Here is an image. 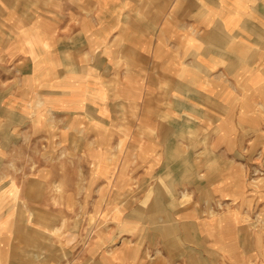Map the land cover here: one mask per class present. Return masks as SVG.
Masks as SVG:
<instances>
[{"label": "rangeland", "instance_id": "rangeland-1", "mask_svg": "<svg viewBox=\"0 0 264 264\" xmlns=\"http://www.w3.org/2000/svg\"><path fill=\"white\" fill-rule=\"evenodd\" d=\"M103 1L0 0V191L6 207L26 210L11 264H264V34L243 44L239 32L221 39L205 11L113 0L111 34L77 36ZM222 56L225 69L195 62ZM178 59L179 75L166 68ZM117 61L113 85H129L128 61L142 90L109 101L90 85ZM170 117L176 144L161 149Z\"/></svg>", "mask_w": 264, "mask_h": 264}, {"label": "crops", "instance_id": "crops-1", "mask_svg": "<svg viewBox=\"0 0 264 264\" xmlns=\"http://www.w3.org/2000/svg\"><path fill=\"white\" fill-rule=\"evenodd\" d=\"M111 1H113V0H109V1L105 0V1H103V3H100V10H102V6L104 9V5L108 4L110 6L109 7L110 11L108 12V16L110 17V24H108V29L106 28V25H105L106 22L105 21L102 22L99 20L100 18H102V16H101L102 14H100V10H99V12L96 13V15L93 14L92 19L87 20V23L84 20V22L82 23V27L79 28V29H81V31L77 32V36H78V34H80L82 37H84L85 31L92 33V32H97V31H99V32L105 31L106 32L108 30L107 33L111 34V29H113L115 27V25H113L114 20L112 19V13H110L114 9V6L111 8V6L113 5V3ZM125 1L126 0H124V2ZM98 3H99V0H98ZM151 4L158 7L159 12H161L163 10V8L165 9L166 6H173V7L176 6L177 7V6H180L181 4L185 5V7L188 8V12H189L188 14H190V15H196L197 13H202L205 11V15L207 16L206 22L216 23V25L219 26L220 31H221V39H228L230 37H233V35H230L232 32L233 33L239 32L236 36L240 35V37L244 41L243 44H245L244 39H248L249 36L252 35L255 38L254 42H252V43L253 44L255 43L256 45H260L258 40H260V38L262 37V34H264V0H151ZM114 10H116V9H114ZM168 13L172 14L170 12H168ZM176 14L180 15V11H176ZM96 19H98V20H96ZM91 20H92V22H91ZM242 27H243L242 33H240ZM54 30H56V29H54ZM197 30H198V26L195 27L193 33L196 34ZM204 31H207V29ZM244 31H247L248 33L244 32ZM212 33L214 35H217L216 32H214V31H212ZM86 35H89V34L87 33ZM47 36L52 37V36H56V35L53 33H49ZM154 36H155V38L160 39V36L158 37L157 34H155ZM186 36H188V35H186ZM42 40H43V45H45L46 47L51 46V45L49 46V44L45 43L44 39H42ZM134 40L135 39H133V41ZM53 44H54V42H52V47H50L48 49L46 48L47 51H45V52L48 55H46L45 57H49V55H51V57H52L53 53L55 51H57L56 47ZM156 45L159 46V42ZM90 47H91L90 51H92L96 55H98L97 52L100 51L101 47L100 46H94V45L90 46ZM134 49H135V47L126 46L125 48L122 49V51L124 53H126L127 55H129ZM137 49H138V52L142 55L143 53H145L143 50L146 49V47L143 45L142 49H139V48H137ZM108 52L109 53L113 52L114 54H116L117 52L119 53V50H117V48H115V47H109ZM30 54L33 55V58H31V60L33 61L32 63H34V69H35V67L39 68L42 65V60L37 59L40 57H34V51L30 50ZM199 55H201V54L197 53V57ZM223 58L224 57L222 56L220 62L216 59H214V60L210 59L209 62L211 61V64L209 65V67L204 64L205 62H202L201 60L200 61L195 60V62L197 63L199 69H203V70L206 69V70L212 71L214 69H218V67H220V69L226 68L224 65L225 60ZM96 59H100V57L97 58V56H96ZM127 62L124 64L123 70H124V73L126 75V78L129 77L131 79L129 81V85H127L126 83L120 84V86H123V85L125 86L124 89H123V87H117L116 84L113 85L112 82H116L118 79H120V75L118 74L119 72L117 73V70H119L117 68V66H118V64H120V61H117V64L114 63L115 66L113 64L109 63L108 67H105L106 70L104 71L103 76H102V74H100V71H99L98 73H96L99 76L93 77V79L91 80V82L93 84H91V85L89 84L92 88V91H94V94H96L98 96H102V92L107 89L108 90V100L109 101H116L117 95H123V96H125V98L130 97V94L132 93L129 91L131 89L130 87H132L136 91V93L138 91L141 92V90H142L141 84L143 83V77L139 76L137 71L129 74ZM130 63H132V62H130ZM175 63H176L175 66L166 67V68L168 70L173 69V72H175V73L178 72V75H179V74H181L182 67L186 66V63L183 62L181 64L179 59H178V61L175 60ZM158 65H159L158 70L164 71L165 68H160V64L157 63V67H158ZM84 66H85V64H83V67ZM108 70L110 72H108ZM112 70L115 71L116 74L112 75V72H111ZM70 77L74 78L71 75H70ZM103 77H104V79H103ZM147 79L150 80V77H148ZM174 79H175V77H174ZM206 81H208L210 83V80H208V78L206 79ZM78 86H79V84H78ZM73 90L75 91L73 95H70L67 97L66 96L62 97V101L60 102V104L63 108H65V105H68V107L66 106V109L67 108L72 109V105L69 102L76 100L77 99L76 96L78 95L77 90L75 88ZM71 91H72L71 88H69V90H67V91L63 90V92H71ZM176 91H179V89L174 88L172 94H174ZM98 100L101 101L100 98H98ZM173 100L175 101V99H173ZM103 108H104L103 106L102 107L100 106L99 107L100 111H103ZM171 111L172 110H170V113H171ZM201 111H202V109H201ZM109 112H111L109 114L112 118L117 117V114L113 113V108L111 105H109ZM174 113H177V112L174 111ZM139 114H140V117H142V118L148 116V113L144 112L143 107H142ZM160 124H161L160 133L157 134L158 135L157 137L160 138V140L158 139V141H160L159 147L161 149L170 148V146H168V144H176V139L173 137L174 130H175L174 121L171 120V117H170L167 120L161 119ZM171 134H173V135L171 136ZM29 184L31 186L33 184V182H31ZM29 184L27 185V187H29ZM24 196L29 201H33L31 199H36L35 197H32V196H34V193L30 189L24 190ZM0 197L3 198L2 202L0 203V264H11L13 261H15L14 256L15 257L17 256L16 259H18V256H19L18 252L20 249V244L18 243V241L16 239L17 236H16L15 229L17 227H20L19 222L21 221V216L23 214L22 211H24V213H25L26 210L22 209L21 204L18 205V207H16V206L15 207L14 206H7L6 207L5 200H4L5 196H4V193L2 191H0ZM40 197L41 198L44 197V192L42 193V195H40ZM19 201L21 202V200H18V204H19ZM28 204L30 206L29 202H28ZM32 211L35 212L36 209H34ZM11 214L14 215V219L12 222L10 221ZM26 246H28V247L31 246V243H28V245H26ZM61 260L63 261L64 257H62Z\"/></svg>", "mask_w": 264, "mask_h": 264}, {"label": "bare ground", "instance_id": "bare-ground-1", "mask_svg": "<svg viewBox=\"0 0 264 264\" xmlns=\"http://www.w3.org/2000/svg\"><path fill=\"white\" fill-rule=\"evenodd\" d=\"M193 209V208H192ZM192 211V210H191ZM195 211V210H194ZM198 217V216H197ZM224 218V217H223ZM188 219V218H187ZM194 219V218H193ZM220 219V218H219ZM196 220V219H195ZM230 220V219H229ZM221 221V220H220ZM168 232L170 231V230H167ZM207 231V230H206ZM210 241V240H209ZM7 243V242H6ZM162 243V242H161ZM10 245V244H9ZM209 246V245H208ZM4 249V248H3ZM2 251V250H1ZM44 254V253H43Z\"/></svg>", "mask_w": 264, "mask_h": 264}]
</instances>
